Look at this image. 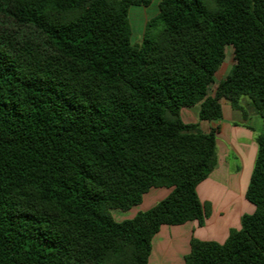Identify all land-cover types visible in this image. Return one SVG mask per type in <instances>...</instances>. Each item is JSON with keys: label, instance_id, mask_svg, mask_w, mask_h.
Segmentation results:
<instances>
[{"label": "trees", "instance_id": "trees-1", "mask_svg": "<svg viewBox=\"0 0 264 264\" xmlns=\"http://www.w3.org/2000/svg\"><path fill=\"white\" fill-rule=\"evenodd\" d=\"M154 0H0V264H148L163 226L209 216L221 99L264 119V0H160L143 40L129 13ZM161 23L153 38L151 28ZM233 46L235 65L209 86ZM244 113V112H243ZM246 191L255 207L224 243L183 264H264V132ZM153 188L169 196L117 222Z\"/></svg>", "mask_w": 264, "mask_h": 264}, {"label": "crops", "instance_id": "crops-1", "mask_svg": "<svg viewBox=\"0 0 264 264\" xmlns=\"http://www.w3.org/2000/svg\"><path fill=\"white\" fill-rule=\"evenodd\" d=\"M243 106L244 113L223 102V119L205 122V131L217 130V166L197 187L209 216L202 225L190 221L178 226H163L153 241L149 264L152 261L153 264H183L193 239L223 243L230 230L240 227L242 217L255 211L254 205L246 199V191L258 155L256 139L264 132V120L247 101ZM231 157L239 163L234 169L227 163ZM170 192L167 188L151 189L141 203L131 209L136 210L133 214L151 209Z\"/></svg>", "mask_w": 264, "mask_h": 264}, {"label": "rangeland", "instance_id": "rangeland-1", "mask_svg": "<svg viewBox=\"0 0 264 264\" xmlns=\"http://www.w3.org/2000/svg\"><path fill=\"white\" fill-rule=\"evenodd\" d=\"M204 3L207 5V7L211 10L215 9V4L213 0H203ZM159 3L160 0H154L153 3L148 6V7H132L129 13V24L131 26V30H132V37H131V41L132 44H140L143 40L144 37V33L146 30V26L147 23L152 20L153 18H155L158 14H159ZM6 23L3 22V19L0 18V30H4L6 27L5 25ZM162 30V25L161 23H156L154 26H152L151 28V36L153 38L157 37V35L161 32ZM235 65V59H234V48L233 46H227L226 47V57H225V61L224 63L221 65V67L219 68L216 76H215V82L212 83L209 86V95L210 96H214L216 89H217V84L219 81L225 79L232 71L233 67ZM247 101L248 104L252 105V101L249 97L244 96L241 101H240V105L242 106L243 110H244V106L243 104ZM223 102H227L231 105V107L233 109H235L231 102L226 99V98H222L221 99V104ZM254 107V106H253ZM255 109V108H254ZM237 110V109H236ZM199 111H200V106H195V107H191V108H185L182 110L181 112V117L182 119L186 122V123H196L200 126V129L203 132H209V131H205V122L208 121H201L199 118ZM241 111V110H239ZM244 112V111H241ZM257 112V111H256ZM258 113V112H257ZM259 114V113H258ZM260 115V114H259ZM263 118V117H262ZM264 120V119H263ZM221 155L219 154V158ZM225 159H223V163H224ZM227 163H229V166L234 169L236 168V165L239 164L237 159L235 157H231L229 158V160L227 161ZM153 189H158V188H153ZM150 191V190H149ZM148 191V192H149ZM157 191H165V190H157ZM147 192V193H148ZM169 196V195H168ZM161 202V201H160ZM159 203V202H158ZM157 203V204H158ZM139 205V204H138ZM137 205V206H138ZM135 207V206H134ZM133 207V208H134ZM132 209V208H131ZM121 210V209H116L113 208L110 210L111 215L113 216V218L117 221V222H123L126 220H131L133 219L135 216H137V214L141 213V212H146V211H140L138 213H136L135 215L133 214L134 211L136 210ZM150 210V209H149ZM148 211V210H147ZM178 226V225H177ZM241 228V223H240V227L237 229H232V230H239ZM231 231V230H230ZM160 232V231H159ZM230 233V232H229ZM157 236V234L155 235V237ZM229 236V235H228ZM155 237L153 238V241L155 239ZM227 240V239H226ZM153 241H152V251H151V255L153 252ZM224 243V242H223ZM191 250V248H190ZM190 253V252H189ZM151 255L149 257V260L151 258ZM186 257V256H185ZM185 259V258H184ZM154 262L152 261V264ZM184 263V262H183ZM149 264V262H148Z\"/></svg>", "mask_w": 264, "mask_h": 264}]
</instances>
